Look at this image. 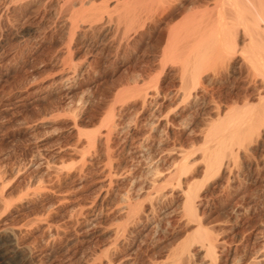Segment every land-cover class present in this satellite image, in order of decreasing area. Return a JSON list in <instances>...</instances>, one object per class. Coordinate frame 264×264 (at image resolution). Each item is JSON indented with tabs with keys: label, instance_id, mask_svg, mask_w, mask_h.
I'll return each mask as SVG.
<instances>
[{
	"label": "rangeland",
	"instance_id": "obj_1",
	"mask_svg": "<svg viewBox=\"0 0 264 264\" xmlns=\"http://www.w3.org/2000/svg\"><path fill=\"white\" fill-rule=\"evenodd\" d=\"M62 1L0 0V264H264V81L237 55L202 69L193 99L182 93L192 66L160 61L194 0L142 31L131 18V47L107 28L79 33L69 71ZM245 106L252 131L206 174L208 129ZM182 158L188 170L173 176ZM198 226L212 255L193 238Z\"/></svg>",
	"mask_w": 264,
	"mask_h": 264
},
{
	"label": "bare ground",
	"instance_id": "obj_2",
	"mask_svg": "<svg viewBox=\"0 0 264 264\" xmlns=\"http://www.w3.org/2000/svg\"><path fill=\"white\" fill-rule=\"evenodd\" d=\"M182 1L183 0H63L61 7H63V10L66 14L65 15L66 20L64 22H65V27L67 29L68 41H69L68 46L66 47L67 48V50H66L67 51V57L65 56V61L63 63L64 69H65V67H69V69H70L69 71H71V69L73 68V67L71 68V66L75 65V63H73L74 62L73 57H74L75 53L72 52L73 50L71 49V44L78 37L79 33H82V32H84V34L88 33V32H94L95 33L97 31H100V30L102 31V30H105L107 28L114 33V37L112 35V39H114L115 37H118V39L120 38L119 40H121V42H119L118 39L117 40L115 39L116 43L118 41V43L120 44V47H123L122 45L124 43L125 44L124 47H125L126 45L128 46V44H130V43H128L129 34H130L131 30L133 31V29H131V24H132L131 20H134V19H131V18H133L134 16H136V17L138 16L137 21L139 20V18H140V20L141 19L144 20V22L142 20L140 21L141 23L143 22L141 25L142 27L140 26L141 28H139V30L142 31L141 29L144 28L148 23L153 24V25H158L159 23L162 22V20L164 21V18L168 14H170V12L173 10V7L175 5L181 3ZM97 3H98V5H96ZM193 5H195L196 7L194 9L188 10L186 16L184 17V20L181 23H179L180 25L175 24V27L168 30V37H166L167 42H166V45H165L163 52H162V60L160 59L161 60L160 61L161 62V68H163L165 65L167 66V63H170V64L172 63L175 66L176 65L177 66L185 65V66H187L186 67L187 69L189 68L188 67L189 65L192 66V71H190V72H192V74L190 76V78L192 77L191 78L192 82H190V78L188 76L190 72H188V75H187V73H185V75H187L186 79L188 78L189 80L188 79L187 80L190 83H193V85L191 86V88L190 87H189V89L187 88L189 90V93H188L185 90L186 87H188V85H186L188 83V81H186L187 83L181 82L180 83L181 89L186 85V87H184L183 90H185L187 92L186 93V92L182 91V93H184V95L187 94L188 99L189 98L193 99V98H191L192 93L190 92V89L192 90L193 87L198 85L197 84V82H198L197 75H200L198 73L199 72L201 73L202 69H204L203 73L205 72V70H207V71L212 70L209 68L210 66H211V68H213V70H212V72H213L215 70L214 68L216 66H218V65L222 66V65H220V62L223 61V64H225L226 63L225 60L227 58H232V57L237 56V55L240 56L242 61L245 63V66H247L249 74H251L255 79L257 78L258 80L264 81V0H194ZM120 10H121V12H120ZM115 12H118L117 13L118 17L116 20L112 17ZM168 29H169V27H168ZM143 32H144V30H143ZM98 33H100V32H98ZM98 33H97V36L99 35ZM108 34H110V33H108ZM102 36H104V35H102ZM92 37H94V36L92 35ZM84 39H85V37H84ZM95 39H96V35H95ZM112 39H111V41H112ZM80 42H81V40H80ZM100 45H101V43H100ZM111 45H112V43H111ZM115 45H118V44H115ZM85 47H86V45H85ZM128 47H131V44ZM80 48H82V46ZM118 49H120V48H118ZM101 51H102V49H101ZM185 53L187 55L188 54L189 55L188 56L183 55ZM184 56L186 57V59L184 58ZM182 59L184 60V62H182ZM224 61H225V63H224ZM208 65H210V66H208ZM206 67H207V69H206ZM217 69H219V68H217ZM163 70H164V68H163ZM189 70H191V67L189 68ZM217 72H219V70H216V73ZM74 75H75V71L73 73L71 72V74H67L65 76V79H69L70 77H72ZM217 75L218 74L215 75L216 78H217ZM181 81H185V79L181 80ZM184 83H186V84H184ZM140 90H142V88ZM140 90H138V91H140ZM193 90H195V89H193ZM193 90H192V92H193ZM155 93L156 94H154V96L158 97L159 96L158 91L157 92L155 91ZM142 94H143V92H142ZM195 94H196V92H195ZM134 95H135V93H134ZM143 95H144L143 101L145 103L146 102L145 100L147 99V97L149 95H152V94L150 93L149 95H147L146 92H144ZM184 95L182 96L183 98L186 97ZM194 95H193V97H195ZM148 98L151 99L150 96ZM141 99H142V97H141ZM158 99H160V98H158ZM153 100H154V98H153ZM259 103L261 105L264 104V98L263 97L259 99ZM142 105H143V107H145L144 104H142ZM172 105H174V107H176L174 102ZM177 105H179V104H177ZM171 108H172V106H171ZM168 110H171V109H168ZM168 116H169V112H168ZM223 116H224V114H223ZM228 116H229V118L227 119ZM255 116H256L255 110L252 108H249L248 106H245V108H243V109H236V108L230 109L225 114V117H226V118H224L225 120L222 119V121H221V119H220L219 120L220 123L219 122L214 123L210 126V128L208 129V133L206 135L207 137L204 138V139L207 138L206 142H205V146H204V152H206V148L210 147L211 145L215 146V149H214V151H213V149L211 150L210 149L212 147L211 146L209 148L210 153L208 152L209 155L205 156L206 161H207V162L205 161L207 163L206 164V171H205L206 174H210L216 170L221 171V169L224 167L222 164L223 155H225L224 152H225V150H228V149L230 150V148H228V147H230V145H228L227 143H229L231 139H232L231 142L235 138H237V140L241 139L242 135H240V134L242 131H243L242 132L243 136H245L244 130L246 128H247L246 131H248L249 129H252L249 126H251V122L253 121ZM154 119L155 120L153 123L156 122V118H154ZM158 119H161V118H158ZM163 119H165V116ZM163 119H161V120L163 121ZM112 124H113V122H112ZM253 126H255V125L253 124ZM152 127H154L155 129L157 128V127H155V125ZM154 128H152V129H154ZM257 128H261V127H257ZM250 131H252V130H249L248 133ZM104 138H106V137H104ZM246 138H247V136H246ZM242 141H243V139H242ZM239 142L241 143L240 140H239ZM250 142H251V140H250ZM227 145H228V147H227ZM93 150H95V149L93 148ZM197 153H199V152H197ZM232 155H233V153H232ZM234 159H235V157H234ZM187 161L188 160L186 158H182L180 164L177 165L176 169L173 170V171H175V174H173V176H177L178 174L183 173L186 170H188ZM226 166L229 167L228 164H226ZM185 174H186V172H185ZM173 176H171V177H173ZM166 188H168V187H166ZM160 189L158 190V192L160 191ZM193 199H194V191H193V188H190V190L187 194L186 202H185V208L187 210V213H189L190 218L195 217V208H194L195 203H194ZM137 210H139V209H137ZM137 210L133 211L132 213L136 214ZM130 211H132V210H130ZM126 213L128 214V212H126ZM11 235L12 234H9L8 238H11ZM193 238H194V240H197L199 243L204 244V246L206 245L207 253L208 254L210 253L212 255V253H211V251L213 249V247L211 245L212 243L210 242L209 236L207 235L206 232H204V230L202 229L201 226L197 227L196 231L194 232ZM190 242H191V238H188L182 244L181 249L178 253V256L184 255L188 252L189 247H190ZM3 249H4V247L0 246V260L2 262H4L5 258H6V257L4 258L2 256Z\"/></svg>",
	"mask_w": 264,
	"mask_h": 264
}]
</instances>
